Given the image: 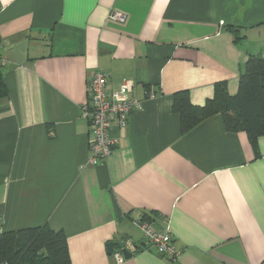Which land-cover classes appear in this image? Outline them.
<instances>
[{
    "label": "crops",
    "instance_id": "obj_1",
    "mask_svg": "<svg viewBox=\"0 0 264 264\" xmlns=\"http://www.w3.org/2000/svg\"><path fill=\"white\" fill-rule=\"evenodd\" d=\"M250 54L264 57V0H0V231H61L69 264H117L121 241V264H264V135L220 114L182 133L172 108L219 81L235 94ZM95 72L139 105L91 164ZM139 220L168 230L177 258L144 246Z\"/></svg>",
    "mask_w": 264,
    "mask_h": 264
},
{
    "label": "trees",
    "instance_id": "obj_2",
    "mask_svg": "<svg viewBox=\"0 0 264 264\" xmlns=\"http://www.w3.org/2000/svg\"><path fill=\"white\" fill-rule=\"evenodd\" d=\"M239 39L235 34V41ZM5 96L7 89L0 64V97ZM172 108L180 115L182 133L220 114L228 130L244 131L254 141L264 135V57L248 56L235 94H229L225 82L219 81L215 83L213 96L201 105L191 103L186 90L175 92ZM2 261L8 264H69L67 239L63 232L45 225L0 231Z\"/></svg>",
    "mask_w": 264,
    "mask_h": 264
},
{
    "label": "built area",
    "instance_id": "obj_3",
    "mask_svg": "<svg viewBox=\"0 0 264 264\" xmlns=\"http://www.w3.org/2000/svg\"><path fill=\"white\" fill-rule=\"evenodd\" d=\"M117 18H120L117 15ZM220 24L223 21H219ZM0 64L1 61H0ZM129 85L123 81L118 88L109 89L106 76L95 72L86 84L87 99L81 106V116L89 126V150L88 163L97 164L104 160L117 143V139L111 135L115 127H123L132 110L139 105V101L128 96ZM143 232L144 246H153L161 255L177 258L179 251L173 246L169 231L155 230L153 226L143 220L135 221ZM132 251L135 250L132 247ZM116 263L121 264L124 256L121 250L113 252ZM0 264H8L6 261Z\"/></svg>",
    "mask_w": 264,
    "mask_h": 264
},
{
    "label": "water",
    "instance_id": "obj_4",
    "mask_svg": "<svg viewBox=\"0 0 264 264\" xmlns=\"http://www.w3.org/2000/svg\"><path fill=\"white\" fill-rule=\"evenodd\" d=\"M119 245V248L121 249L122 253H123V256L125 258H128L132 255V252H130L129 250H127L125 248V242L121 241L118 243ZM113 250V244L112 243H107V251L108 253H111V251Z\"/></svg>",
    "mask_w": 264,
    "mask_h": 264
}]
</instances>
